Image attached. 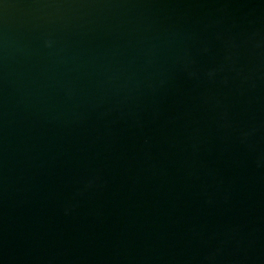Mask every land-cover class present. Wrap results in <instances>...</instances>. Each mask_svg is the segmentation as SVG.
<instances>
[{
	"label": "water",
	"instance_id": "obj_1",
	"mask_svg": "<svg viewBox=\"0 0 264 264\" xmlns=\"http://www.w3.org/2000/svg\"><path fill=\"white\" fill-rule=\"evenodd\" d=\"M0 264H264V0H0Z\"/></svg>",
	"mask_w": 264,
	"mask_h": 264
}]
</instances>
